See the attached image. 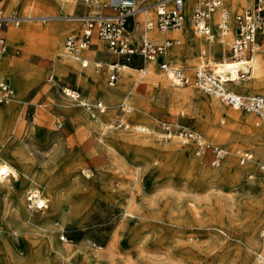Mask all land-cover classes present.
Masks as SVG:
<instances>
[{
  "label": "rangeland",
  "instance_id": "rangeland-1",
  "mask_svg": "<svg viewBox=\"0 0 264 264\" xmlns=\"http://www.w3.org/2000/svg\"><path fill=\"white\" fill-rule=\"evenodd\" d=\"M81 2L0 0V9L17 17L117 12L109 0L86 1L83 11ZM252 3L231 9L230 34L236 14ZM187 5L189 15L192 1ZM156 19L157 10L149 12L142 29L146 20ZM21 20L19 24L4 22L7 51L0 56L1 75L17 97L12 108L9 102L0 103V161H8L19 172L18 177L0 182V264H263V249L255 245L248 250L246 243L264 241V155L243 138L246 129L259 128L262 122L256 125L255 113L235 107L242 114L254 115L248 122L230 120L228 113L234 108L203 91L194 80L202 48L216 63L232 57L229 46L225 45L223 53L215 41L212 49L195 45L184 37V24L180 35L158 37L152 32L156 40L165 36L179 40L172 46L182 50L181 56H171L167 62L184 68L190 81L173 85L157 61V73L152 76L149 72L142 75L135 70L141 64L132 63L134 90H118L113 100L102 101L106 105L102 112L96 106L101 99L97 81L83 82L63 72L51 57L55 49L65 52V34H81L85 21ZM263 25L258 32L261 47L255 54L264 61ZM50 27L62 30V45L56 44L59 40ZM154 30L161 31L156 26L149 31ZM98 39L95 35L90 46L99 48L93 58L101 66L93 64L99 78L115 87L122 72L109 82L114 56ZM247 83L255 90L235 91L264 94L256 90L264 88V72ZM169 85L174 90L169 91ZM64 87L79 89L88 104L67 96ZM214 98L224 106H215ZM124 104L131 106L129 112L122 111ZM121 120L129 127L120 126ZM162 122L174 131L181 126L198 130L228 153L214 165L213 151L198 155L193 141L175 133L163 139L157 133ZM139 124L150 128L142 131ZM215 129L235 138L216 136ZM130 136L141 137L145 143L130 141ZM262 141L264 147V137ZM238 148L248 149L253 158L241 163ZM35 186L50 198L49 207H37L31 191ZM6 245L15 256L12 260Z\"/></svg>",
  "mask_w": 264,
  "mask_h": 264
},
{
  "label": "built area",
  "instance_id": "built-area-1",
  "mask_svg": "<svg viewBox=\"0 0 264 264\" xmlns=\"http://www.w3.org/2000/svg\"><path fill=\"white\" fill-rule=\"evenodd\" d=\"M89 2L90 0H85ZM138 0H119L115 6L117 12L113 16H85V25L81 34L68 32L65 36L64 48L68 54H78L92 44L93 37L97 35L107 45L108 51L115 56L109 64V82L112 84L118 78L119 71L125 65L132 63L141 64L140 69H146V62L157 60L164 71L169 69L168 62L160 55L177 42L176 38L167 37L162 40H153L145 35L135 38L132 29L128 26V19L134 15ZM192 20L197 35L215 41L222 49L229 46L231 55L235 58L246 54H252L260 50L261 44L258 32L264 21V0H253L250 7L239 12L235 16L231 39L227 42L231 25L229 15L221 13L218 30L214 28L210 15L224 0H192ZM185 0H172L170 6L157 10L155 25L151 22L147 28L156 26L161 31L176 30L182 26L185 16ZM6 22L3 10L0 9V56L7 51V43L3 33V24ZM228 43V44H227ZM171 78L176 84H186L190 76L182 67L171 68ZM244 73H242V77ZM52 78V75H50ZM195 83L203 91L217 95L225 104L235 108H242L255 113L256 125L264 121V96L259 93L243 95L232 91L225 80L216 72L215 62L206 48H202L199 60L194 72ZM64 93L75 101L82 102L81 91L77 88L64 87ZM12 94L10 83L0 76V103H7ZM97 108L104 112L106 105L98 100ZM123 112H129L131 106H121ZM120 126L129 127L126 121L121 120ZM142 131H148L147 126L141 127ZM157 133L165 140L175 133L180 139L193 141L196 154L201 155L207 150L213 151L212 164L219 165L228 151L222 146L204 138L198 131L188 126H181L174 131L169 123L162 122ZM236 155L241 163L252 159V152L248 149L238 148ZM264 170V165L261 166Z\"/></svg>",
  "mask_w": 264,
  "mask_h": 264
},
{
  "label": "bare ground",
  "instance_id": "bare-ground-1",
  "mask_svg": "<svg viewBox=\"0 0 264 264\" xmlns=\"http://www.w3.org/2000/svg\"><path fill=\"white\" fill-rule=\"evenodd\" d=\"M138 0L137 5H136V11L134 12V15H141L144 16L147 15L149 12H153L154 10H158L163 8V5L168 7L171 5L172 0H156V1H141ZM189 0H185V4H184V12L186 11L187 14V18L183 19L182 24H184V37H186V39L192 41L193 44L198 45V44H203L208 46L210 49L213 48L212 45V41L209 39H205L199 35L196 34L195 29H194V24H193V20L190 19L191 16L188 15V9H189V5H187V2ZM139 3H144L143 5L139 6ZM252 3V0H226L223 2L222 5H220L215 11H213L210 15L211 20L213 21L214 24V28L216 30H218L217 24L220 22V17H221V13L225 12L229 15V18L231 17V9H237L240 6H244V5H248ZM68 2H65L64 5L67 6ZM109 4L116 6L117 2L115 0H109ZM108 4V5H109ZM193 4V3H192ZM228 5H230V8L227 7ZM193 7V5H192ZM192 12V10H191ZM115 13L112 14H88V15H61V16H57V15H45V16H40V15H35V14H28L25 17H17V16H13L8 14H4V16L6 17V22H15V24H19L23 19V18H35V17H42L43 20H47L48 18H52V17H64L67 20H71V21H81L83 22L85 19V16H97V15H102V16H113L115 15ZM190 14V13H189ZM153 23L155 25L156 20H146L145 23V27L147 26V24L149 23ZM264 23V21H263ZM260 27V30L262 29V25ZM264 27V25H263ZM52 33L54 34V37L56 39V41L59 40L58 45H62V42H60V35L62 33V30H59L58 27H50ZM147 28V27H146ZM154 26L151 28L153 29ZM69 29L72 30H78L77 27H70ZM148 29V28H147ZM149 29V30H151ZM147 30V32L145 33V36L156 40L155 38L151 37L152 34L155 33L156 36L158 37H162L165 35H180L182 32H180L179 29L176 30H172V31H159L157 32L156 30L154 31H149ZM149 31V32H148ZM11 32V36H13V30L10 31ZM133 33V32H132ZM134 35V33H133ZM231 36L230 32L228 34V38ZM208 41V42H207ZM100 43L101 46V41H98ZM176 43H179V40H177ZM216 48L214 47V50ZM91 48L90 46L87 47L86 49H84L83 54H80L81 52H79L78 54H68L66 51H62L60 49H55L52 53H51V57L55 58V64L56 66L60 67L61 70L65 73L68 74H73L75 75L79 80H82L83 82H87L89 80H96L98 85L96 86V90L98 91L99 95L101 96L100 100L104 101V100H113L114 97H116L117 91L118 90H126V91H132L134 90V74L135 72L133 71L134 68L130 67L129 65H125L121 68V72H122V76L120 78V80L118 81V85L115 87H108L106 83H104L100 78L99 75L96 72L95 66L93 63H99V65L101 66V63L98 62L97 60H95L92 57H89L87 54L90 52ZM219 50V49H218ZM226 46L223 48L222 52L226 53ZM182 54V50L179 48H176L175 46H171L168 47L161 55L160 57H164L166 59V61L171 58H177L180 57ZM65 57V58H64ZM57 59L60 61H57ZM156 59L153 61H147L146 62V69H135V70H139L140 72H142L141 74H145L147 72H149V74L155 75L157 72H155V64H156ZM1 62V61H0ZM3 64V63H2ZM7 63H4V68L6 67ZM169 64V63H168ZM81 68H80V66ZM87 67V68H86ZM171 68H174V66L169 65V69L167 71L164 72V76L165 79L168 81V79L171 81V83L173 85H178L175 83V81H173V79L171 78ZM59 69V68H58ZM215 69L217 74L226 81L228 87H230V89L234 92H236L235 90H244V91H252L255 89H252L248 86L247 83V79L251 78L253 75H259L261 73L264 72V61L260 58L259 54H246L243 55L242 57H227L225 56L222 60L216 61L215 63ZM119 71V72H120ZM242 73H244V76L242 77ZM0 75H1V71H0ZM2 76V75H1ZM19 78V77H17ZM17 82V81H16ZM20 82V81H19ZM19 82H17V85L19 84ZM13 87V86H12ZM19 87V86H18ZM17 87V88H18ZM169 89V91L174 90V88L169 85L167 86ZM21 89V88H20ZM20 89L18 91H20ZM256 90H260L262 92H264V88H257ZM17 91V90H16ZM14 90L12 88V94L10 97V100L8 101V108H12L16 101H17V97L14 96ZM239 93V92H237ZM19 94V92H18ZM241 94V93H239ZM254 94V93H253ZM264 96V94H261ZM20 97V96H19ZM12 99V100H11ZM80 104H88V102H85L84 100H82V102H79ZM212 103L217 106L222 108L224 105L220 104V102L214 98L212 100ZM135 107V106H134ZM234 108V107H233ZM3 111L0 110V114H2ZM230 120L235 121L237 124L241 123V122H248L252 116L254 115L253 113H247V114H242L240 113L237 109H231L228 113ZM142 126H147L148 129L150 128L148 125L145 124H139L137 126L138 129L141 130ZM198 131V130H197ZM214 135H218L222 138H226V139H232L235 138L234 134H229L226 130H219V129H215L212 132ZM159 136V135H158ZM243 138H246L248 141L252 142L253 144L256 145V151L259 154L264 155V147L262 146V140L264 137V121H262V125L259 128H251V129H246L245 133H243ZM238 137V136H236ZM130 141H133L135 143H145V141L141 138V137H132L130 136L129 138ZM253 156V154H252ZM253 158V157H252ZM11 176H19V172L18 170L12 165L10 164L8 161H0V182H3L5 180H7L9 177ZM32 191V197H34L36 202L37 207L39 208H45V207H49V200L50 198L46 195H43V193L41 192L40 189L33 187L31 189ZM262 230V229H261ZM262 232L264 233V228L262 230ZM252 236V235H251ZM255 238V237H254ZM255 245H257L258 247L262 248L264 251V241L263 242H259L256 240H251L249 242L246 243L247 249L248 250H253L255 248ZM64 248V247H62ZM6 251L9 252L10 255V259H14L15 256L12 255V251H11V247L10 245H6ZM261 255V254H260ZM262 256V255H261ZM263 264H264V259H261Z\"/></svg>",
  "mask_w": 264,
  "mask_h": 264
},
{
  "label": "crops",
  "instance_id": "crops-1",
  "mask_svg": "<svg viewBox=\"0 0 264 264\" xmlns=\"http://www.w3.org/2000/svg\"><path fill=\"white\" fill-rule=\"evenodd\" d=\"M192 1V0H191ZM252 2H253V0H252ZM88 3V2H87ZM193 3V2H192ZM85 4H86V1L85 0H82V2H81V10L83 11V8H84V6H85ZM92 14V13H91ZM99 14H103V13H99ZM190 16H191V12H190V14H189ZM185 17H186V15H185ZM144 19V17H142V16H133V17H130L129 19H128V26L129 27H131V28H133V30H132V32L133 33H135L134 34V37L135 38H139L140 36V33L142 32L143 33V35H145V31H146V28L144 27V29H142V20ZM190 19H192V16H191V18ZM70 32V31H69ZM68 33V32H67ZM66 33V34H67ZM66 34H65V36H66ZM167 37H169V36H165L163 39H165V38H167ZM98 41H99V39H98ZM101 41V40H100ZM64 42H65V39H64ZM90 48H91V46H90ZM98 50H99V48H95V49H92L91 48V50H90V52L87 54L89 57H92L93 58V56L95 55V54H97V52H98ZM83 51L84 50H82L81 51V53L80 54H83ZM114 56V55H113ZM114 58H115V56H114ZM114 60V59H113ZM112 60V61H113ZM111 61V62H112ZM110 62V63H111ZM109 63V64H110Z\"/></svg>",
  "mask_w": 264,
  "mask_h": 264
}]
</instances>
